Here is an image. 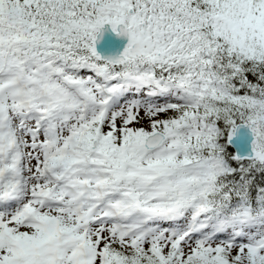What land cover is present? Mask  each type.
Masks as SVG:
<instances>
[{
	"label": "snow or ice",
	"instance_id": "obj_1",
	"mask_svg": "<svg viewBox=\"0 0 264 264\" xmlns=\"http://www.w3.org/2000/svg\"><path fill=\"white\" fill-rule=\"evenodd\" d=\"M0 264H264V0H0Z\"/></svg>",
	"mask_w": 264,
	"mask_h": 264
},
{
	"label": "water",
	"instance_id": "obj_2",
	"mask_svg": "<svg viewBox=\"0 0 264 264\" xmlns=\"http://www.w3.org/2000/svg\"><path fill=\"white\" fill-rule=\"evenodd\" d=\"M108 33H109L108 30H107V29H104L103 34H102V37H101L100 39L106 37V36L108 35ZM116 36L118 37L119 45H118V47H117V50H114L112 53H115V52H118V51L122 50L123 47H124V46L126 45V43H127V40H126V39L124 40V39H123L121 36H119L118 34H116ZM109 45H110L109 43L104 42L103 47H107V46H109ZM96 47H97V50L100 51L102 54H110V53L107 52V51H106V52H105V51H102L101 46H100V44H99L98 42H97ZM247 135H249L247 129H246V128H241V129L239 130V132H238V134H237V137H236L235 139L240 140V139L246 137Z\"/></svg>",
	"mask_w": 264,
	"mask_h": 264
}]
</instances>
